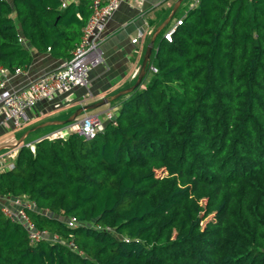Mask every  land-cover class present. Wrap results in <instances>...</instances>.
<instances>
[{
    "label": "trees",
    "instance_id": "1",
    "mask_svg": "<svg viewBox=\"0 0 264 264\" xmlns=\"http://www.w3.org/2000/svg\"><path fill=\"white\" fill-rule=\"evenodd\" d=\"M184 1L93 138L15 147L0 171V264H264V0L178 14ZM91 4L0 0V65L28 69L32 49L70 59ZM16 198L38 240L3 211Z\"/></svg>",
    "mask_w": 264,
    "mask_h": 264
},
{
    "label": "crops",
    "instance_id": "2",
    "mask_svg": "<svg viewBox=\"0 0 264 264\" xmlns=\"http://www.w3.org/2000/svg\"><path fill=\"white\" fill-rule=\"evenodd\" d=\"M176 1L177 0H123L108 19L105 30L106 38L102 44L103 62L91 70L90 86L87 88L76 87L69 94H56L50 100L38 102L37 105L30 110L33 121L41 119L40 121L43 123L49 120H63L53 119L54 110L62 107L76 109L85 104L94 103L105 97L113 96L120 90L135 84L147 46L150 44L152 37L158 33L157 31L159 30L160 32L163 28L162 24L172 13ZM71 2L78 5L80 0H72ZM140 31L143 32V36L138 42H133V39L138 36ZM31 51L33 54V62L24 72L15 74L10 79L8 84L9 87L16 89L24 87L38 77L58 68L64 61L54 57L48 51L38 52L34 49ZM118 107V102H111L95 110L88 111H91L90 113H100L103 116L105 125L107 122L105 117L106 112L111 111L114 115ZM73 112L70 111L66 118L71 116ZM1 116L2 114H0V119ZM71 126L72 124L62 126L45 134V136L48 137L54 132H62L66 137L70 133ZM23 127L17 128L16 130H20ZM11 128L10 122H7L5 125H0V137L6 138L0 145V151H6V149L10 148L17 152L15 147L27 131L26 130L21 137L17 134L7 136ZM28 135H30V133ZM31 142L34 143L35 141ZM8 145L10 147H6Z\"/></svg>",
    "mask_w": 264,
    "mask_h": 264
},
{
    "label": "built area",
    "instance_id": "3",
    "mask_svg": "<svg viewBox=\"0 0 264 264\" xmlns=\"http://www.w3.org/2000/svg\"><path fill=\"white\" fill-rule=\"evenodd\" d=\"M63 7L67 6L72 0H60ZM123 0H92L91 14L83 28L81 39L72 51V57L64 60L60 66L40 77L31 81L21 88H11L8 86L10 79L18 73L24 72L17 68L10 72L7 68L0 65V125L10 122L12 128H21L33 120L31 108L38 102L50 100L56 94H69L76 87H89L91 84L90 72L93 68L103 62L102 44L106 38L105 30L111 14L119 7ZM177 23H181L178 20ZM176 25L171 28L165 37L171 40V34ZM143 36L140 31L133 42H138ZM154 72L157 68L152 67ZM107 121L114 119L111 111L106 112ZM104 121L100 113H88L76 120L71 126V131L77 132L86 138H93L96 133L102 130ZM65 137L62 132H54L49 138ZM27 146L32 151L35 150L34 143H28ZM16 150L9 152H0V171L12 168L16 157ZM14 203L16 208L3 206V211L13 220H19L29 229V236L32 241L38 240L42 232L35 229L34 223L29 218L26 206H32L23 199L16 198ZM69 225L73 226L76 219L69 220Z\"/></svg>",
    "mask_w": 264,
    "mask_h": 264
},
{
    "label": "water",
    "instance_id": "4",
    "mask_svg": "<svg viewBox=\"0 0 264 264\" xmlns=\"http://www.w3.org/2000/svg\"><path fill=\"white\" fill-rule=\"evenodd\" d=\"M183 0H177L174 7H173V10H172V13L170 14V16L167 18V20L162 24V27H164L168 22H170V20L172 19L173 15L175 14L176 10L178 9V7L180 6V4L182 3ZM159 33V30L157 31ZM157 33V34H158ZM155 34L152 39H151V42L150 44L147 46V49H146V52H145V55H144V58H143V61H142V64H141V68H140V71H139V74H138V78H137V81L135 82V84H133L132 86L126 88V89H123V90H120L118 93H116L115 95L113 96H110V97H105L97 102H94V103H90V104H85L83 106H80L79 108H77L75 110V112H73V114L71 116H69L68 118L66 119H63V120H49V121H46V122H43V123H40L30 129H28L24 136H22V138L18 141V144H20L22 142V140H24L26 138V136L35 131V130H38V129H41V128H44V127H47V126H51V125H63V124H66V123H70V122H74L76 121L83 113L87 112L88 110H95L97 108H100L104 105H107L109 103H111L112 101H114L115 99L119 98L120 96L128 93V92H131L132 90H134L136 87H138L140 84H141V81L147 71V65L151 59V55H152V52H153V48H154V43L156 41V35ZM17 144V145H18ZM6 147H10L9 145L6 146Z\"/></svg>",
    "mask_w": 264,
    "mask_h": 264
},
{
    "label": "rangeland",
    "instance_id": "5",
    "mask_svg": "<svg viewBox=\"0 0 264 264\" xmlns=\"http://www.w3.org/2000/svg\"><path fill=\"white\" fill-rule=\"evenodd\" d=\"M190 1H192V0H185L183 2V4L181 5V7L179 8V13L178 14L184 13V11L188 8V4H189ZM72 109L73 108H64V107H62L60 109L54 110V112H53L54 118L53 119H65L67 117V115L69 114L70 111H72V112L74 111L75 112L76 109L75 108H74L75 110L74 109L72 110ZM90 112L91 111H87V112L83 113L81 115V117L84 116L87 113H90ZM101 118L103 119V116L102 115H101ZM40 120L41 119L36 120V121H33L29 125L23 127L20 130H16V129H12L11 128V130L9 131V133H8L7 136H10L12 134L19 135V132L21 133L22 130L28 128L29 126L34 125V124L35 125L36 124H39L40 123ZM57 128H60V127H58V125H51V126H47V127L41 128V129H39L37 131H33V132L30 133V135L28 137L25 138V141H35L37 139V137L43 136L45 134H48V133L52 132L53 130H55ZM5 139H6L5 137H2V138L0 137V145L2 144V142ZM10 150H11L10 148L6 149V152H9Z\"/></svg>",
    "mask_w": 264,
    "mask_h": 264
}]
</instances>
